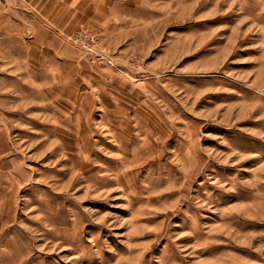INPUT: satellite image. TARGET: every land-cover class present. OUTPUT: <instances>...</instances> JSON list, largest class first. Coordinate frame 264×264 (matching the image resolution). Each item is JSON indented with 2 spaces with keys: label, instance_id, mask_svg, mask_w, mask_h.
Returning a JSON list of instances; mask_svg holds the SVG:
<instances>
[{
  "label": "rangeland",
  "instance_id": "obj_1",
  "mask_svg": "<svg viewBox=\"0 0 264 264\" xmlns=\"http://www.w3.org/2000/svg\"><path fill=\"white\" fill-rule=\"evenodd\" d=\"M0 264H264V0H0Z\"/></svg>",
  "mask_w": 264,
  "mask_h": 264
}]
</instances>
